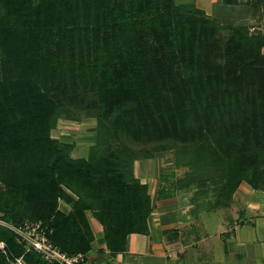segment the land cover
<instances>
[{"label":"trees","instance_id":"obj_1","mask_svg":"<svg viewBox=\"0 0 264 264\" xmlns=\"http://www.w3.org/2000/svg\"><path fill=\"white\" fill-rule=\"evenodd\" d=\"M263 49L262 31L174 0H0L2 218L41 220L61 250L86 254L90 210L110 254L124 252L152 211L133 163L167 151L190 169L176 188L213 192L212 208L242 182L264 191ZM86 117L95 141L74 159L51 131ZM0 240V264L24 253L10 230Z\"/></svg>","mask_w":264,"mask_h":264},{"label":"crops","instance_id":"obj_2","mask_svg":"<svg viewBox=\"0 0 264 264\" xmlns=\"http://www.w3.org/2000/svg\"><path fill=\"white\" fill-rule=\"evenodd\" d=\"M174 1L177 5H195L223 25H248L251 31L264 33V0ZM83 119L60 118L51 131L55 139L74 142L70 154L74 159L87 158L95 141L94 118L92 132H88L92 137H66L69 131L65 130L79 128L67 122L79 124ZM58 126L64 127V131H57ZM165 155L166 152H158L153 158L133 163L134 176L148 186L151 199L148 233L129 234L126 250L112 256L106 247L102 225L86 210L94 239L85 254V264H264V191L242 182L229 205L218 208H212L214 201L210 195H198L196 189L162 192ZM59 209L67 213L70 206L60 201Z\"/></svg>","mask_w":264,"mask_h":264},{"label":"built area","instance_id":"obj_3","mask_svg":"<svg viewBox=\"0 0 264 264\" xmlns=\"http://www.w3.org/2000/svg\"><path fill=\"white\" fill-rule=\"evenodd\" d=\"M0 227L13 232L17 241L24 247V253L10 260V264H27L23 256L29 251H33L43 259L52 261L56 264L86 263L85 254H68L61 250L51 239L52 229L41 220H26L19 224H13L4 220L0 213ZM0 250L6 253V244L2 240H0Z\"/></svg>","mask_w":264,"mask_h":264},{"label":"rangeland","instance_id":"obj_4","mask_svg":"<svg viewBox=\"0 0 264 264\" xmlns=\"http://www.w3.org/2000/svg\"><path fill=\"white\" fill-rule=\"evenodd\" d=\"M36 1V0H35ZM69 125H74V126H77L79 127L78 129H69V130H65V131H69V135H67L66 137L69 138V139H72V138H77V136H93L92 133H88V132H92L91 129L93 128L94 126V119L92 117H86L85 119H83V122H80L79 124H73V123H69L67 122ZM59 127V128H58ZM57 127V131H64V127L62 126H58ZM54 132V134L56 135L58 132ZM77 132H79L80 134H77ZM88 133V134H86ZM85 134V135H84ZM68 139V141H69ZM81 141V140H79ZM85 141H91L89 139H86ZM163 178L165 177L164 179V184L162 186H164L169 192L171 193H182V192H186L187 189L183 188L181 190H179L178 188H176V181L178 179H182L183 177H186L187 176V172L190 170L189 168L187 167H184V166H176L174 164V155H173V152L172 151H167L166 152V155H165V158H164V166H163ZM166 185V186H165ZM212 187V186H211ZM210 187V188H211ZM191 189H196L193 185L191 186ZM209 195L210 197L213 199L214 197V194L213 192H209ZM214 200V199H213Z\"/></svg>","mask_w":264,"mask_h":264}]
</instances>
